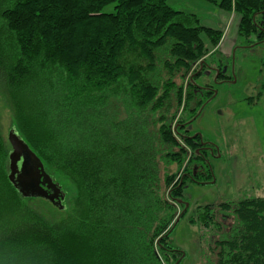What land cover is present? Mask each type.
<instances>
[{
	"label": "trees",
	"instance_id": "16d2710c",
	"mask_svg": "<svg viewBox=\"0 0 264 264\" xmlns=\"http://www.w3.org/2000/svg\"><path fill=\"white\" fill-rule=\"evenodd\" d=\"M201 1L239 17L249 45L231 55L264 45V0ZM223 37L169 0H0V91L18 135L75 191L55 222L30 207L50 202L10 183L0 129V264H181L172 233L185 188L213 177L211 144L187 126L217 91L196 82L235 80L213 59ZM195 212L221 236L205 249L211 264H264V198Z\"/></svg>",
	"mask_w": 264,
	"mask_h": 264
},
{
	"label": "rangeland",
	"instance_id": "374dc122",
	"mask_svg": "<svg viewBox=\"0 0 264 264\" xmlns=\"http://www.w3.org/2000/svg\"><path fill=\"white\" fill-rule=\"evenodd\" d=\"M169 4L178 11L197 15L203 26L223 31L224 37L213 59H223L229 68V71L226 69L227 75L235 78L231 83L216 84L215 73L211 71L197 79L199 86H214L217 92L187 130L193 136L201 135L211 144L207 159L213 177L207 180L211 181L208 184H187L184 191L187 213L177 222L172 233L174 247L184 253L181 264H211L214 257L205 253V249L221 236L192 222L196 207L264 198V167L257 165L259 159L264 162V96L255 107L241 101L243 98H255L256 101L257 94L264 93V45L238 49L235 56L231 55L235 48L249 45L238 35L239 17L201 0H169ZM111 10L113 6L106 9L107 12ZM14 116L9 100L0 91V129L8 150L9 147L12 150L8 136L15 129ZM242 120L247 121L245 126L249 125L248 128L241 127ZM247 129L250 131L246 132ZM249 133L253 134L257 149L245 146L242 152L241 146L247 143L245 139ZM69 182L62 178L57 181L65 194L66 210H59L42 200H32L28 205L53 222L62 219L71 213L75 204V191Z\"/></svg>",
	"mask_w": 264,
	"mask_h": 264
},
{
	"label": "water",
	"instance_id": "95a60500",
	"mask_svg": "<svg viewBox=\"0 0 264 264\" xmlns=\"http://www.w3.org/2000/svg\"><path fill=\"white\" fill-rule=\"evenodd\" d=\"M8 141L11 145L8 162V179L24 198L44 199L59 210H64L65 194L61 186L45 171L39 157L18 135L11 130Z\"/></svg>",
	"mask_w": 264,
	"mask_h": 264
},
{
	"label": "crops",
	"instance_id": "0c3cea01",
	"mask_svg": "<svg viewBox=\"0 0 264 264\" xmlns=\"http://www.w3.org/2000/svg\"><path fill=\"white\" fill-rule=\"evenodd\" d=\"M232 50V49H231ZM259 106V105H258ZM250 107V106H249ZM258 108V107H257ZM257 108H251L252 110H254V109H257ZM245 120L247 119V117H243ZM242 122H243V124L241 125V127H244V128H248V126L249 125H246L245 126V123L247 122V121H244V120H242ZM252 126V125H251ZM250 131V129H247L246 130V132H249ZM246 141H247V143H245V144H243L242 146H241V151L242 152H244L245 150H244V148H245V146H249V148H251V149H253V150H255V140H254V137H253V134L252 133H249L248 134V136L246 137V139H245ZM257 149V148H256ZM258 167H264V162H263V160L262 159H259V161H258Z\"/></svg>",
	"mask_w": 264,
	"mask_h": 264
},
{
	"label": "flooded vegetation",
	"instance_id": "af4514ba",
	"mask_svg": "<svg viewBox=\"0 0 264 264\" xmlns=\"http://www.w3.org/2000/svg\"><path fill=\"white\" fill-rule=\"evenodd\" d=\"M55 182V181H54Z\"/></svg>",
	"mask_w": 264,
	"mask_h": 264
}]
</instances>
